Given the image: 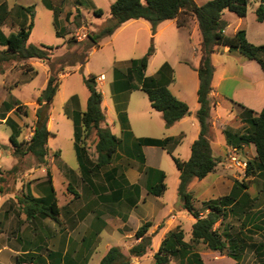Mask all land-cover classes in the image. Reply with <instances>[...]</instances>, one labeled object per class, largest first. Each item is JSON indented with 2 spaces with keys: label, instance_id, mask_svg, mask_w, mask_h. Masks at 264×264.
Instances as JSON below:
<instances>
[{
  "label": "crops",
  "instance_id": "0c3cea01",
  "mask_svg": "<svg viewBox=\"0 0 264 264\" xmlns=\"http://www.w3.org/2000/svg\"><path fill=\"white\" fill-rule=\"evenodd\" d=\"M22 1L18 0V2L10 4V0H0V32L3 36L7 37L10 33L17 31L19 26L23 24L25 13L20 12L18 8H26L32 5L23 4ZM61 1L64 2L65 0ZM110 1L114 2V0ZM113 2L110 3V6ZM74 4L77 5L78 1ZM51 5L60 15H64V10L69 11L71 7L65 5L64 10L60 8L58 10L53 4ZM92 9L93 13L100 12V16L102 15L99 9L94 8V6ZM11 18L14 19L13 22L16 26L14 29H9L7 26V22ZM222 18L227 24L223 30L226 36H232L237 30H240L238 23L232 34L228 35L230 17L223 13ZM86 21L91 23L89 19ZM142 21L144 20L128 21L116 31L123 30L129 24H141ZM191 22L189 27L178 28L173 20L164 21L157 25L155 32L157 39L160 38L162 41L163 37L166 39L171 37L179 47L175 64L185 68L184 81L177 85L176 93L170 89L168 90L177 100L187 105L189 114L167 128L168 134H162V138L152 134L160 124L159 119H157L155 128L151 120L145 121L144 129L138 135L132 129L130 130L129 122L124 136L128 135L127 138H129L133 148L136 139L140 138L161 140L172 138L176 140V143H173V148H176L181 137L185 135V128L182 126L186 124L191 115L190 107L196 117V112L199 109L197 102L199 80L196 69L200 60L201 35L196 21ZM195 29L198 30V37L195 44H193L192 33ZM4 50H6L5 47L0 46V51ZM252 61L238 52L228 51L227 48L211 54V64L214 67V72L209 94L211 110L208 140L212 156L220 159V166L224 162H228V158L233 155L243 163L254 161L255 149L253 145L240 144L239 147L233 148L232 145L228 144L224 133H244L248 125L242 122L241 118L245 116L246 111H250L251 116L255 117L264 106V78L260 77L257 62L253 61V63ZM24 64L30 67L29 71L32 69V64L43 66L42 62L36 60L20 61V63L11 60L0 63V142L7 141V145L3 146L4 149L0 148V257L15 256L16 258L29 254L40 256L43 264H99L103 256L112 247L119 248L120 252L127 256L128 250L140 242V239L135 237L137 229L144 223H150L151 226L146 236L150 238L151 248L143 257L132 258L130 264H154L153 255L158 252L166 235L176 228L182 229L179 212H176L171 204L167 205L160 201L165 192L160 197H154L147 192L149 184H154L159 180L156 171L163 172L159 168L160 162H157V149L161 153L165 149L151 146L140 147V154L144 158L143 164L131 162L121 165L119 163L121 157L117 153L111 163L107 165V169L105 167V171L99 170L89 175L86 177V181L82 178L76 156V167H71L61 161L58 153L49 155L48 149V154L45 157L47 164H43L45 166L37 167L35 162L31 166L27 165V167L21 165V162L12 155L9 144L11 130L7 126L6 120H11L18 125L15 114L18 113L21 102L14 98L10 91L12 87L10 81L13 80V77L11 78L9 75H12V71H15L16 79L17 76L24 74L20 70V67ZM169 68L173 70V66L169 65ZM164 75L162 79H168V76L165 75L164 77ZM100 77L102 79L101 83H103V75H100ZM195 78L197 79L195 80ZM186 85H188L189 91L184 90ZM260 86H263V92L260 91ZM100 93L102 95L101 108L106 120L107 108L103 107V93L101 91ZM126 94V92L124 95L119 93V97L118 95L113 97L116 112L123 111L122 106L125 100L129 99ZM159 115L162 120L160 113ZM148 116H150L149 113ZM51 125L52 119L49 116L47 130L50 134ZM192 125L194 124L192 123ZM2 129L5 131H2ZM198 134L199 125L196 139ZM146 151H149L152 165L148 164ZM27 156L31 155H25V157ZM148 169L155 172L147 174ZM216 170H218V167L214 172ZM214 172L205 178L213 176ZM261 172L258 174H261ZM6 175L9 177H5ZM47 175L50 176V185L46 183ZM211 186L209 184L208 187L212 189ZM50 188L53 190L55 200L56 220L43 217L38 213L28 217L27 211H34L37 207L32 204L33 206L27 209L19 201L26 198L29 206L30 199L49 200L52 196ZM203 199L208 201L216 198ZM250 199L253 203L256 202L255 197H250ZM178 207L181 210V205ZM245 224L246 222L242 223L241 226L244 228ZM240 237L244 238L243 236ZM261 239L262 241H259L256 246H252L254 256H259L264 250L261 251L258 248L260 244L264 243L263 238ZM185 258L178 259L186 260ZM174 259L176 258H172L168 264H171ZM226 259L227 264H236L234 260L228 257Z\"/></svg>",
  "mask_w": 264,
  "mask_h": 264
},
{
  "label": "rangeland",
  "instance_id": "374dc122",
  "mask_svg": "<svg viewBox=\"0 0 264 264\" xmlns=\"http://www.w3.org/2000/svg\"><path fill=\"white\" fill-rule=\"evenodd\" d=\"M77 1L78 4H74ZM208 1L211 0H193L198 6ZM16 2H18V0H10V4ZM111 2L113 1L65 0L63 2L61 0H51L50 3L58 10L59 8L64 10L65 5L71 6L69 11L64 10V15H60L59 12L56 11L58 13H56L55 23L53 10L44 7L43 0L22 1L23 4L33 6V27L26 45L37 47L46 46L52 48L53 51L50 55V61L48 63H43V66L32 64V69L29 71L30 67L24 64V66L20 67V70L24 72V74L17 76L16 79L14 74L15 71H12L13 74L9 75V77H13V80L10 81V85L12 86L10 91L13 97L21 102L18 107V113L15 114V120L19 130L17 140L18 142L24 143L31 138L36 122L35 114L38 109V105L36 104L37 97L45 88L49 74H54L59 81L58 90L50 106L42 113H48L52 119L50 129L52 135H50L47 140V149L49 155L58 153L61 161L71 167H76L73 149V113H82L85 111L88 98V91L83 82L84 78L94 76L97 89L103 93V107L107 108V118L104 121L103 127H106L119 141L116 154H120L121 161H119V163L121 165L139 162L137 156L140 154V151L137 150L135 146L133 148L129 138H127V134L124 136L125 129L122 127L120 115L123 114L125 116L126 125H129L130 122L129 128L130 130L132 129L136 135L141 134L146 124L145 121L147 120H151L155 128L157 119H159L160 126L158 125L157 129L152 132V134H155L158 138H162V134H168L166 129L169 128L162 122L159 113L151 109L148 99L143 92L139 90H128L130 86L138 85L134 75L132 76L131 74V77L128 76L131 61L141 59L149 48H152L153 54L148 60L147 67L144 71V78L149 79L155 77L160 68L166 63L168 66H173V70L164 72L165 75L171 78L169 82L170 87L167 88L176 93L177 85L184 81L183 74H185V68L175 64L179 54L177 43H175V40H173V38L171 39V37L169 39L163 37L162 41L160 38L157 39L155 36L157 26L155 31L152 32L151 26L147 22L142 21L140 22L141 24H129L123 30L118 32L115 31L110 36L100 37L97 40L96 46L88 48L90 44L87 41V35H97L100 30L108 24L110 20L109 6ZM259 4L260 0H248L247 12L243 19H238L233 13L225 11V15L230 17V26L227 30V34L231 35L233 29L236 28L239 23V28L243 29L247 34V41L255 46L264 45V21L258 23L255 20L254 14ZM93 6L102 12L101 16L94 15L92 11ZM87 19L91 20V23L87 22ZM193 20L194 19H190L188 27L191 26V21ZM13 21L14 19L11 18L7 22L9 29L16 28ZM57 32L60 35H57ZM78 36L82 37V39L79 40L77 38ZM197 37L198 30L195 29L192 33L193 44L197 41ZM261 57L264 58V54H262ZM17 63H20V61H17ZM258 69L260 71V77L264 78L260 67ZM100 75H103V83H101V77L99 78ZM196 79L197 78H195V80ZM114 81L115 83L113 84ZM184 90L189 91L188 85L184 87ZM260 91L263 92V86H260ZM125 92L127 93L126 97H129V99L127 98V100H125L122 106L123 111L116 112L113 104V97L119 93H123L124 95ZM147 112L150 116H148ZM190 112V117L186 121V124L182 126L185 128V135L181 137L176 148H173V144H168L163 153L157 149L158 153L156 155L157 162H160L159 168L165 174L164 185L166 191L160 201L167 205L171 204L173 209L179 212L182 230L185 233V241L189 239L191 224L194 220L183 211L182 208L180 210L178 207L181 205L177 195L179 184L178 171L173 164L172 157L179 158L182 161L189 159L190 145L196 139L198 130V123L191 107ZM192 123L194 125H192ZM2 131L5 130L2 129ZM84 143L90 160L95 161L96 154L94 146L96 139L93 132L88 134ZM5 145H7V141H4V143L0 142V148L2 150ZM56 154L55 156H57ZM146 155L149 162L148 164L152 165L153 163L149 151H146ZM15 157L21 162V165L25 167H27V165L31 166L34 162L37 167L47 164L46 162V164L44 163L45 165L38 164L32 156ZM248 163L253 162L249 161ZM248 163L245 162V166L243 167H237L230 166L229 161L224 162L222 166H217L218 170L214 172L213 176H208L201 181L192 180L187 186V191L192 193V204L194 209L199 212L201 217H204L208 211H205L204 206H202V203L206 202L203 198L217 199L226 196L235 183H246L248 189L244 191V193H247L249 197H255L256 202L251 206L248 205L244 207L242 210H240L238 206L234 207V213H228V216L222 223L218 221L214 225V230H216L223 239L227 238L226 235L231 237L237 236V238H241L239 236L244 237L243 242L238 241L240 245L239 248L241 247L242 257L237 264H262L261 262L264 260V256H254L252 246H256L259 241L261 242V238L264 240L261 231L256 230L258 226L264 229V170H262L261 174H258L259 172L253 169V172H251L252 174L246 176L245 170ZM155 164L157 165V163ZM101 170L105 171V167ZM5 177L9 176L6 175ZM47 180L46 183H48ZM209 184L212 185V189L208 187ZM237 192L239 193L237 197H240L242 192L238 190ZM26 201H28L26 198H22L19 202L21 205L23 204L27 207ZM244 222H246V226L243 228L241 225ZM177 229L178 228L174 231ZM237 250L239 251V249ZM237 250L236 252H238ZM195 251L200 255L203 264H227V251L223 253L212 252L206 249L202 244L195 246ZM14 259L15 256H1L0 264H13ZM185 259L186 260H179L176 258L171 264H189L187 260L189 259L188 261H191V258L187 256Z\"/></svg>",
  "mask_w": 264,
  "mask_h": 264
},
{
  "label": "trees",
  "instance_id": "16d2710c",
  "mask_svg": "<svg viewBox=\"0 0 264 264\" xmlns=\"http://www.w3.org/2000/svg\"><path fill=\"white\" fill-rule=\"evenodd\" d=\"M43 3L47 9L53 10L55 22L56 10L52 7L50 1L43 0ZM247 5L248 0H211L200 6L196 5L193 0H114L110 6V20L108 24L97 35H87V41L90 44L88 48H90L96 46L97 40L100 37L110 36L128 21L144 20L150 24L151 30L154 32L156 26L164 21L173 20L178 28H185L188 26L190 19L196 21L201 35L200 60L196 69L199 80L197 91L199 109L196 112L199 134L191 145L190 157L187 161H181L178 158L172 157L173 164L179 174L178 199L182 210L193 218L194 223L191 226L188 242L184 241V232L180 228L166 235L158 252L153 255L154 264H168L171 258H185L187 256L191 258L189 264H203L199 254L195 251V246L198 244L204 245L206 249L212 252L223 253L227 251L226 257L234 260L236 264L242 257L238 241L243 242L244 239L229 235H226L227 238L223 239L214 230V225L218 221L222 223L228 216V213H234V207L238 206L242 210L244 207L253 204L248 194L244 193L248 189L247 184L243 182L235 183L226 196L203 202L202 206H204L205 211H208L204 217H201L199 212L194 209L192 204L193 196L192 193L187 191V186L192 180L200 181L213 173L217 165L221 163L220 159L212 156L208 140L210 128L209 114L211 110L209 94L211 92V79L214 72V67L211 64V54L219 52L223 48H227L230 52H238L247 59L257 62L264 74V58L261 57L264 54V45L255 46L249 43L246 39V33L242 29L237 30L232 36H226L223 33V30L227 26L222 18L223 13L228 11L233 13L237 18L243 19L247 12ZM18 9L20 12L25 13L24 22L19 26L17 31L10 33L7 37L3 36L0 32V46L6 49L0 51V63L11 60H36L48 63L53 51L52 48L26 45L33 26V7H19ZM94 14L100 16L101 13L95 12ZM254 14L255 20L258 23L264 21V0H260V4L256 7ZM56 34L60 35L58 32ZM152 54L153 49L149 48L141 59L131 61L128 76L134 75L138 85L130 86L128 90L143 92L148 99L151 109L161 114L166 127H171L188 115L189 109L186 104L177 100L168 90L167 86L171 78L162 79L164 72L170 70L166 63L158 71L157 77L144 78V71ZM83 82L88 91L86 108L82 113L74 112L72 120L74 124L73 148L82 178L86 181V177L98 172L111 163L112 158L117 152L119 141L106 127H103L105 117L101 108L102 95L96 87L95 77L88 76L83 79ZM58 86L59 81L57 76L49 74L45 88L40 92L36 100L38 105L35 114L36 122L32 136L27 142H18V126L11 120H6V124L11 130L9 144L12 148L13 156L30 154L38 164L45 163V157L48 154L47 140L51 134L46 126L49 114L42 113L50 106L58 90ZM241 120L248 125L244 133H224L228 144L232 145L233 148L239 147L240 144H251L254 146V161L253 163H248L245 170L246 176H249L252 174L253 169L258 172L264 170V106L255 117L251 116L250 111H246L245 116ZM120 121L123 129H125V133L127 125L123 114L120 115ZM91 132L94 133L96 139L94 146L95 161L90 160L87 149L84 146L85 138ZM173 143H176V140L172 138L163 140L140 138L136 139L134 146L137 150L142 146L165 149L168 144ZM137 157L139 163L143 164V156L138 154ZM146 172L150 174L155 171L148 169ZM156 173L159 175V180L154 184H149L147 192L154 197H160L166 190L163 183L165 175L161 171H156ZM47 179L50 185L49 175H47ZM237 190L242 192L240 197H237L239 194ZM50 191L52 196L49 200H29L30 204L29 206L27 205V209H30L33 206L32 204L37 209L27 211L28 217H31L34 213H38L43 217L56 220L55 200L52 188H50ZM150 226V223H144L137 229L135 237L140 239V242L128 250L127 256L123 255L119 248L112 247L103 256L99 264H130L132 258H140L146 255L151 248L150 238L146 236ZM256 230L261 231L264 236V229L258 226ZM263 246L264 243L260 244L258 248L262 251L264 249ZM260 256H264V250L258 257ZM261 263L264 264V260ZM13 264H43V262L40 256L27 254L23 257H16Z\"/></svg>",
  "mask_w": 264,
  "mask_h": 264
},
{
  "label": "built area",
  "instance_id": "2783aa9c",
  "mask_svg": "<svg viewBox=\"0 0 264 264\" xmlns=\"http://www.w3.org/2000/svg\"><path fill=\"white\" fill-rule=\"evenodd\" d=\"M79 40H81L82 39V37H80V36H78L77 37ZM228 161H229V164H230V166H237V167H243V166H245V164L243 163V162H241V161H239L237 158H236V156H231V157H229L228 158Z\"/></svg>",
  "mask_w": 264,
  "mask_h": 264
}]
</instances>
